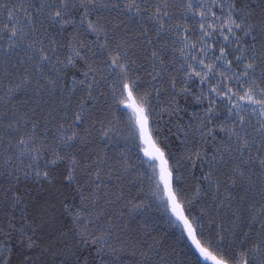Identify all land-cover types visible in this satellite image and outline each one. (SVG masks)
Returning <instances> with one entry per match:
<instances>
[{"label": "snow or ice", "instance_id": "snow-or-ice-1", "mask_svg": "<svg viewBox=\"0 0 264 264\" xmlns=\"http://www.w3.org/2000/svg\"><path fill=\"white\" fill-rule=\"evenodd\" d=\"M0 264H264V0H0Z\"/></svg>", "mask_w": 264, "mask_h": 264}]
</instances>
